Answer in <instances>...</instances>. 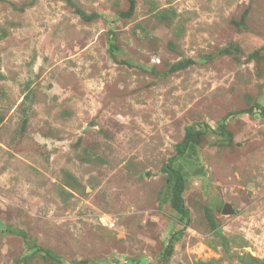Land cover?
Returning <instances> with one entry per match:
<instances>
[{
  "label": "rangeland",
  "instance_id": "1",
  "mask_svg": "<svg viewBox=\"0 0 264 264\" xmlns=\"http://www.w3.org/2000/svg\"><path fill=\"white\" fill-rule=\"evenodd\" d=\"M262 106L264 0H0V264L264 260Z\"/></svg>",
  "mask_w": 264,
  "mask_h": 264
},
{
  "label": "trees",
  "instance_id": "2",
  "mask_svg": "<svg viewBox=\"0 0 264 264\" xmlns=\"http://www.w3.org/2000/svg\"><path fill=\"white\" fill-rule=\"evenodd\" d=\"M262 108V114L264 115V106L261 107ZM221 130H223V127H221ZM223 135H225V132H222ZM193 137H194V133L191 127H189L187 129V136L185 139V142L183 144L180 145V154L177 155L176 157L172 158L170 160V162L165 166L164 171L170 175L171 178H173L176 183H177V201H178V211L179 213L184 217V218H189V210L186 207L185 203H184V199H183V192L185 190L186 187V183H187V179L186 177L183 175V173H181L180 171L176 170L173 167V164L176 160H178L179 158H181L182 156H184L187 151L189 150L191 143L193 141ZM183 234V230H179L176 233L173 234L172 238L173 239H178L179 237H181ZM41 251V250H39ZM47 255L51 258H53V256L51 255V253L47 252ZM56 260V258H53ZM59 264H63L61 261L58 260Z\"/></svg>",
  "mask_w": 264,
  "mask_h": 264
},
{
  "label": "water",
  "instance_id": "3",
  "mask_svg": "<svg viewBox=\"0 0 264 264\" xmlns=\"http://www.w3.org/2000/svg\"><path fill=\"white\" fill-rule=\"evenodd\" d=\"M224 213L226 214H233L234 210L231 208L230 205H226L224 209ZM243 264H264V260L259 259L258 257H255L248 253L245 257Z\"/></svg>",
  "mask_w": 264,
  "mask_h": 264
}]
</instances>
